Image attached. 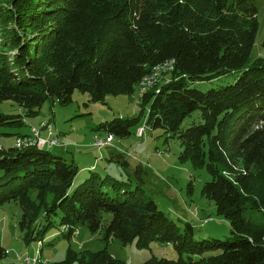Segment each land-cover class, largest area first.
Segmentation results:
<instances>
[{"label":"trees","instance_id":"trees-1","mask_svg":"<svg viewBox=\"0 0 264 264\" xmlns=\"http://www.w3.org/2000/svg\"><path fill=\"white\" fill-rule=\"evenodd\" d=\"M257 31L255 0H0V103L13 100L22 109L0 111V125L26 124L24 114L37 115L46 100L67 105L76 90L94 103L133 94L170 64L164 81L141 94L138 116L99 128L126 137L145 116L146 129L177 138L179 159L211 175L202 194L231 230L226 239L196 241L190 222L182 233L140 186L117 196L103 190L110 175L93 172L70 193L79 167L50 149L19 147L25 132L11 147L0 145V206L20 203L24 239L42 241L59 216L68 237L86 225L93 233L104 230L105 240L138 247L161 241L179 253L177 260L153 257L140 264H264V218L244 217L245 210L264 216V58L251 61ZM240 70L231 84L206 91L193 85ZM196 110L200 121L183 128ZM103 213L112 214L106 223ZM5 256L0 244V260ZM76 263L129 264L106 249L76 252L71 246L52 264Z\"/></svg>","mask_w":264,"mask_h":264},{"label":"rangeland","instance_id":"rangeland-1","mask_svg":"<svg viewBox=\"0 0 264 264\" xmlns=\"http://www.w3.org/2000/svg\"><path fill=\"white\" fill-rule=\"evenodd\" d=\"M255 1L258 9V31L251 61L258 57L264 58V0ZM170 68V64H166L160 70L156 69V73L160 71V75L152 85L149 78H145L133 94L108 95L104 102L94 103L90 101L89 94L79 90L74 92L72 102L67 105H53L51 100H46L37 115L30 117L24 114L26 124L0 125V145L9 148L17 133L28 132L22 147L50 149L57 154V147L62 148L63 154L59 155L69 162L74 161L79 167L70 193L93 172L101 179L110 175L114 179L103 185V190L110 195L117 196L126 189L134 190L140 186L144 197L153 199L180 227L182 233L186 222H190L193 226V239L196 241L210 237L226 239L231 236L229 222L217 214L215 202L202 194L203 185L211 180V175L205 168L196 169L190 161L179 159L182 146L177 138H168L159 128L152 129L148 126L146 129L145 116L131 127L132 133L126 137H115L99 128L101 123L116 117L138 116L141 94L145 90H154L163 82L167 77L163 73L169 72L167 70ZM153 72L154 70L149 74ZM240 72L241 70L222 75L211 81L195 82L193 85L206 91L233 83ZM0 111L18 114L22 109L17 102L5 100L0 103ZM199 121L200 111L196 110L183 121L182 127L187 128L193 122ZM49 126L54 130L53 133L48 129ZM32 128L36 131L32 132ZM33 134L35 135L32 136ZM53 140L56 142L51 143ZM116 180L123 182V185L114 188L111 183ZM48 197L51 201L53 195L49 194ZM22 213V207L17 201L5 202L0 206V244L6 249V256L0 260V264H52L65 259L70 246L76 252L106 249L114 258L129 264H140L153 257L173 260L179 257L171 243L153 241L149 247H138L134 241L125 245L113 237L105 240L104 230L93 233L86 225H79L75 233L68 237V228L60 225L59 216L52 218L53 223L42 241H26L25 233L19 227ZM103 216L104 223L112 218L111 213H103ZM244 217L253 221H262L264 218L263 213L256 210H245ZM210 254L214 252L205 255ZM183 258L188 259L187 253H183ZM193 260L201 259L195 257Z\"/></svg>","mask_w":264,"mask_h":264},{"label":"bare ground","instance_id":"bare-ground-1","mask_svg":"<svg viewBox=\"0 0 264 264\" xmlns=\"http://www.w3.org/2000/svg\"><path fill=\"white\" fill-rule=\"evenodd\" d=\"M167 65H168V64H167ZM165 66H166V65H165ZM148 77H149V76H148ZM145 89H146V88H145ZM46 124H47V123H46ZM46 124H45V125H46ZM48 124H49V122H48ZM49 125H50V124H49ZM44 127H45V126H44ZM49 128H50V126H49ZM52 128H54V127H52ZM43 129H44V128H43ZM45 129H46V127H45ZM38 131H39V130H38ZM53 131H54V130H53ZM32 132H33V131H32ZM35 134H36V133H35ZM35 134H33L32 136H34ZM39 135H40V134H39ZM26 136H27V135H26ZM28 136H29V135H28ZM21 138H22V137H21ZM23 138H24V137H23ZM23 138H22V139H23ZM28 138H29V137H28ZM33 138H34V137H33ZM57 139H58V138H57ZM23 140H24V139H23ZM57 141H59V140H57ZM24 143H25V142H24ZM24 143H23V145H24ZM104 145H105V143H104ZM104 145H103V146H104ZM106 145H107V144H106ZM108 145H109V144H108ZM21 147H22V145H21ZM101 147H102V146H101Z\"/></svg>","mask_w":264,"mask_h":264},{"label":"built area","instance_id":"built-area-1","mask_svg":"<svg viewBox=\"0 0 264 264\" xmlns=\"http://www.w3.org/2000/svg\"><path fill=\"white\" fill-rule=\"evenodd\" d=\"M44 126H45V124H44ZM48 129H50L51 133H53V129H51V128H48ZM32 131L35 132L36 130L34 128H32ZM55 142H56V140L51 141V143H55Z\"/></svg>","mask_w":264,"mask_h":264},{"label":"crops","instance_id":"crops-1","mask_svg":"<svg viewBox=\"0 0 264 264\" xmlns=\"http://www.w3.org/2000/svg\"><path fill=\"white\" fill-rule=\"evenodd\" d=\"M26 133H27V132H26ZM57 149H58L59 154H60V153L63 154L62 152L64 151V149L59 148V147H57ZM61 151H62V152H61Z\"/></svg>","mask_w":264,"mask_h":264}]
</instances>
